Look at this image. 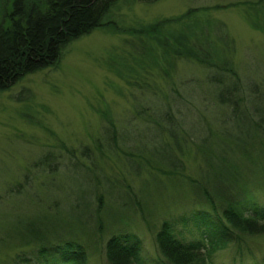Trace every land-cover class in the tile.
<instances>
[{
  "label": "rangeland",
  "instance_id": "obj_1",
  "mask_svg": "<svg viewBox=\"0 0 264 264\" xmlns=\"http://www.w3.org/2000/svg\"><path fill=\"white\" fill-rule=\"evenodd\" d=\"M189 8L198 9V14L181 22H188L190 17L203 24H220L232 42L230 58L239 81L260 83L262 96L256 104L263 102L264 0H116L104 15L103 24L70 41L54 66L26 74L0 91V231L8 230L7 234L12 236L27 221L35 208L32 195L42 193L48 199L56 195L62 206H71L81 194L87 195V180L92 190L85 199L83 222L92 229L87 237L91 241L90 251L95 249L91 251L95 264L103 263L101 247L113 226V213L124 215L123 222L133 226L142 240L141 252L151 255L153 231L164 217H175L192 204L190 179L200 176L203 167L199 153L185 138L184 153L179 156L184 167L181 171L165 169L138 150L141 141L143 148L149 149L152 133L141 125L137 103L144 105L140 106L144 110H161L154 107L159 99L157 93L164 98L179 94V88L175 90L178 93H171V82L182 79L197 86L188 90V103L183 102L185 114L190 117L186 122L196 119L192 108L196 113L201 111L215 128L223 109L215 102L201 106L203 94L215 96L201 76L206 72L204 67L174 58L171 74L163 75L167 69L165 62L155 57L150 63L146 55L139 54L146 52L147 43L144 45L143 38H136L139 35L132 30L163 18L181 17ZM169 26L172 29L175 25ZM178 26L176 23V29ZM152 43L157 44L153 40ZM152 89H156V97L152 96ZM177 108L172 105L173 110ZM182 118L179 116V122ZM201 128L198 123L194 129ZM152 145L156 150L164 149L159 142ZM65 148L73 150L71 158L80 162V169L70 164L68 156H62V168L55 174L37 171L32 188L6 194L9 181H18L25 172H32L29 164L33 159L46 151L67 154ZM85 175L89 177L86 180ZM42 183L44 187H40ZM131 192L144 206L141 211L132 200L124 203L131 198ZM255 194V199L264 200L263 194ZM107 210L110 215L105 214ZM143 219L150 228H146ZM193 233L184 236L201 239L202 235ZM202 238L207 239L204 234ZM244 242L253 251V257H246L243 264L257 261L264 252V235ZM15 250L11 243H0V264H6ZM230 257L231 249L218 248L210 258L213 264H230Z\"/></svg>",
  "mask_w": 264,
  "mask_h": 264
},
{
  "label": "trees",
  "instance_id": "obj_2",
  "mask_svg": "<svg viewBox=\"0 0 264 264\" xmlns=\"http://www.w3.org/2000/svg\"><path fill=\"white\" fill-rule=\"evenodd\" d=\"M115 1L0 0V91L26 74L54 66L70 41L103 24L104 15ZM197 10L189 8L181 17L163 18L132 30L149 49L139 54L146 55L150 63L155 57L165 62L167 69L163 75L171 74L174 58L204 67L206 72L201 76L211 88L210 94L215 96L209 98L203 94L201 106L215 102L223 109L215 128L201 111L196 113L192 108L196 119L186 122L190 117L185 114L183 102L188 103V90L197 86L182 79L171 82V93L181 90L175 96L169 94L164 98L156 89L149 90L159 98L154 107L161 110H144L137 103L141 125L152 133L149 149L143 148L140 140L138 150L173 172L184 168L179 158L184 153V138L199 153L203 170L200 169V176L190 179L192 204L175 217L160 220L152 233L151 255L141 252L142 240L133 226L123 222V214H111L107 210L105 214H111L113 226L101 247L103 263L100 264H213L210 257L218 248L231 249L230 264H243L246 257H253V251L244 241L264 235V200L255 199V192L264 195V97L262 103L256 104V99L262 96L261 85L239 81L230 58L232 42L220 24L209 21L203 24L190 17L188 22H181L189 15L198 14ZM169 25H175L172 27L175 29ZM172 105L178 108L173 110ZM179 116L183 117L180 122ZM198 123L202 126L200 130L194 129ZM111 139L114 141L113 135ZM154 142L164 149L153 148ZM63 150L67 154L46 151L33 159L29 164L32 172H25L18 181H9L6 194H19L27 187L32 188L37 171L55 174L62 168V156H68L72 160L70 164L80 169V162L71 158L73 150ZM86 178L89 177L85 175ZM86 183L87 195L81 194L71 206H62L56 195L49 196L50 199L42 193L32 195L35 208L27 221L12 236L7 234L8 230L0 231L1 244L11 243V248H18L6 264H95L91 252L95 249L90 251L91 241L87 237L92 229L83 222L86 196L92 190L90 182L86 180ZM130 194L131 198H126L124 203L132 200L141 211L144 206L138 196ZM143 220L146 228H150ZM192 232L204 234L207 239L184 236ZM250 264H264V252Z\"/></svg>",
  "mask_w": 264,
  "mask_h": 264
}]
</instances>
